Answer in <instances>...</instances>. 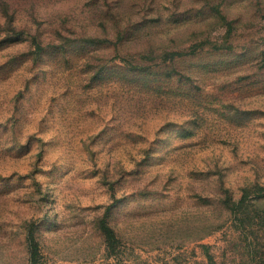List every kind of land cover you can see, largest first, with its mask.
I'll use <instances>...</instances> for the list:
<instances>
[{
    "label": "rangeland",
    "instance_id": "1",
    "mask_svg": "<svg viewBox=\"0 0 264 264\" xmlns=\"http://www.w3.org/2000/svg\"><path fill=\"white\" fill-rule=\"evenodd\" d=\"M257 185L264 0H0V264H264Z\"/></svg>",
    "mask_w": 264,
    "mask_h": 264
},
{
    "label": "trees",
    "instance_id": "2",
    "mask_svg": "<svg viewBox=\"0 0 264 264\" xmlns=\"http://www.w3.org/2000/svg\"><path fill=\"white\" fill-rule=\"evenodd\" d=\"M256 188H264L262 185H257ZM242 194L239 197L233 196L231 193H228L225 198L223 199L226 203V206L230 210V212L233 214L234 218L239 220L240 222L245 221V216L249 213V202L246 201L248 197V192L250 191V187H243ZM104 222V221H103ZM101 229L104 232V235L106 236V239H108L109 244H113V240H117L116 233L113 230V228L106 224L105 222L101 225ZM28 252H29V264H39V242L36 238L33 230H30L28 233ZM211 258V257H210ZM211 260L210 264H217L213 259Z\"/></svg>",
    "mask_w": 264,
    "mask_h": 264
}]
</instances>
